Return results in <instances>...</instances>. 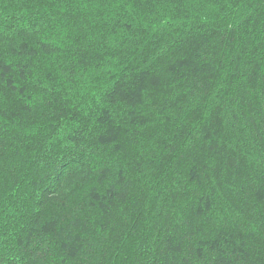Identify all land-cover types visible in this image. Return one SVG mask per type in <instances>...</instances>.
<instances>
[{
	"label": "trees",
	"instance_id": "trees-1",
	"mask_svg": "<svg viewBox=\"0 0 264 264\" xmlns=\"http://www.w3.org/2000/svg\"><path fill=\"white\" fill-rule=\"evenodd\" d=\"M0 264H264V0H0Z\"/></svg>",
	"mask_w": 264,
	"mask_h": 264
}]
</instances>
